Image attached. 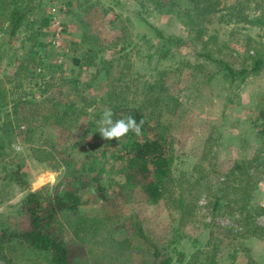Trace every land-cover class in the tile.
Listing matches in <instances>:
<instances>
[{"label":"rangeland","instance_id":"rangeland-1","mask_svg":"<svg viewBox=\"0 0 264 264\" xmlns=\"http://www.w3.org/2000/svg\"><path fill=\"white\" fill-rule=\"evenodd\" d=\"M161 1L33 0L25 26L13 37L0 33V116L10 122L0 131V229L26 228L21 206L29 191L54 195L71 183L84 201L80 212L102 219L96 235L76 237L69 217L58 216L54 230L73 264H161L167 257L171 264H211L213 257L264 264V240L247 236L250 226L241 231L234 210V189L247 190L252 220L264 228V62L254 68L264 58V0ZM42 17L50 27L40 25ZM115 99L143 109L152 127L173 137L177 160L157 204L141 191L120 195L124 179L107 160V176L119 185L108 187L106 201L95 195L89 155L100 140L89 121ZM67 101L85 111L77 125H45L54 104ZM20 164L26 185L12 178ZM48 172L57 182L41 184Z\"/></svg>","mask_w":264,"mask_h":264},{"label":"trees","instance_id":"trees-1","mask_svg":"<svg viewBox=\"0 0 264 264\" xmlns=\"http://www.w3.org/2000/svg\"><path fill=\"white\" fill-rule=\"evenodd\" d=\"M149 1L156 6L162 5L161 0ZM33 9V0H0V33L8 30L10 37L15 36L25 26L28 14ZM40 25L50 27L51 19L42 17ZM88 44H91V42L88 41ZM216 62L222 65L230 77L234 79L235 73L231 68L221 61ZM263 62L264 58L260 56L255 58L254 68L259 67ZM61 103L62 105L54 104L56 113L52 116L53 120L45 123V125L52 124L60 128L77 125L79 117L85 112L84 109H80L68 101ZM103 103H106L107 107L113 111L114 120L132 116L138 123L143 120V125L140 136L129 132L119 140H105L98 132L97 124L102 114L97 112L94 116L95 119L89 121L88 129L94 130V137L100 140L99 143L94 145L95 150H92L89 155L91 168L94 171L92 179L95 195L99 199L106 201L109 195L108 187L111 184H117L115 177L109 178L107 176L109 169L105 163L107 160V163L115 168L116 175H120L124 179V184L120 186V195L131 197L137 191H141L146 195L150 204L159 203L166 197L168 192L167 183L172 176L175 161L177 160L173 137L162 131V129H158V125L152 127L148 114L143 109L129 105L123 99H115L112 102L104 101ZM17 106L19 107L18 104L14 106L16 114H18ZM2 111L3 108H0V113ZM10 115L11 112L6 113V116L10 117ZM45 118H48V116L41 117V119ZM8 124L10 122L3 120L0 116V131H5ZM39 149L41 150V148ZM4 154L5 142L0 139V157ZM100 156H102L101 159H98ZM15 172L16 177L13 176V180L21 185H26V173L22 171V164L19 165V169ZM79 177L80 174H77L74 179L77 180ZM69 185L63 191H56L54 195H50V193L47 195L44 190H31L27 193L21 206V211L26 219V228L13 229L4 227L0 229V261L3 264H15L14 253L34 256L39 260L46 261L47 264H73L69 246L65 243L63 237L54 230L58 216L63 214L69 217L68 222L76 237L90 233L96 235L101 228L102 219L87 216L80 212V207L84 204V201L78 192L79 187L77 185L71 186V183ZM232 186L228 185L226 190L229 191ZM234 191L239 192V198L236 200L238 201L237 208L234 210L240 215V221L238 222L242 229L241 231L246 234V227L250 226V230H247L249 231L247 236L256 235L264 240V228L257 226L252 220L255 211L249 206L251 204L250 193L238 187ZM44 198L46 199L45 204L43 203ZM240 198L242 200L241 205L239 204ZM228 202L231 201L228 200ZM239 245L242 244L239 243ZM242 249L245 248L242 247ZM154 256H160L157 250ZM232 259L233 263L238 260L234 254ZM161 264H171V259L167 257L161 261ZM211 264H218L216 257L212 258ZM245 264L258 263L253 259H249Z\"/></svg>","mask_w":264,"mask_h":264},{"label":"clouds","instance_id":"clouds-1","mask_svg":"<svg viewBox=\"0 0 264 264\" xmlns=\"http://www.w3.org/2000/svg\"><path fill=\"white\" fill-rule=\"evenodd\" d=\"M113 115L114 114L111 108H105L100 119L97 121L98 132L103 139L119 140L125 137L129 132H133L136 136L141 135L143 120L138 123L137 120L132 116L114 120ZM46 175L47 180L44 179V176L39 178L41 184L46 182L54 184L57 182L58 177L55 172H48Z\"/></svg>","mask_w":264,"mask_h":264},{"label":"built area","instance_id":"built-area-1","mask_svg":"<svg viewBox=\"0 0 264 264\" xmlns=\"http://www.w3.org/2000/svg\"><path fill=\"white\" fill-rule=\"evenodd\" d=\"M53 10H56L55 8Z\"/></svg>","mask_w":264,"mask_h":264}]
</instances>
